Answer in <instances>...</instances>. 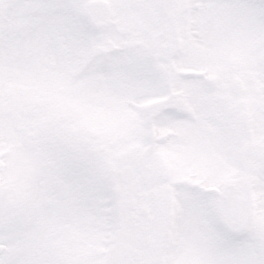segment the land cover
Instances as JSON below:
<instances>
[{"label":"snow or ice","instance_id":"obj_1","mask_svg":"<svg viewBox=\"0 0 264 264\" xmlns=\"http://www.w3.org/2000/svg\"><path fill=\"white\" fill-rule=\"evenodd\" d=\"M0 264H264V0H0Z\"/></svg>","mask_w":264,"mask_h":264}]
</instances>
